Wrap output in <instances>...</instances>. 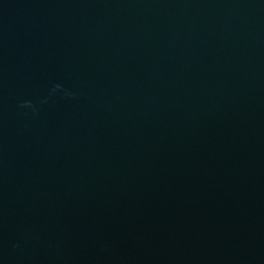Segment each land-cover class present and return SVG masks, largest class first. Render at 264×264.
I'll return each instance as SVG.
<instances>
[{
  "label": "water",
  "instance_id": "obj_1",
  "mask_svg": "<svg viewBox=\"0 0 264 264\" xmlns=\"http://www.w3.org/2000/svg\"><path fill=\"white\" fill-rule=\"evenodd\" d=\"M0 264H264V0H0Z\"/></svg>",
  "mask_w": 264,
  "mask_h": 264
}]
</instances>
